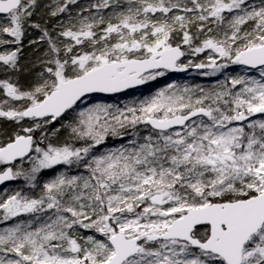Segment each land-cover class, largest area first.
<instances>
[{"label": "snow or ice", "instance_id": "6c2138e0", "mask_svg": "<svg viewBox=\"0 0 264 264\" xmlns=\"http://www.w3.org/2000/svg\"><path fill=\"white\" fill-rule=\"evenodd\" d=\"M0 73V264H264V0H0Z\"/></svg>", "mask_w": 264, "mask_h": 264}, {"label": "trees", "instance_id": "16d2710c", "mask_svg": "<svg viewBox=\"0 0 264 264\" xmlns=\"http://www.w3.org/2000/svg\"><path fill=\"white\" fill-rule=\"evenodd\" d=\"M41 2L42 3H48V2H51V0H41ZM84 2H85V0H81V3H84ZM33 19L39 21L40 18L37 16V17H34ZM31 34H32L33 37H35L37 35V33L35 31H32ZM31 54H32V49H30L28 47L27 39H26V41H25V49H24V56L26 58H28V57L31 56ZM196 70L197 69L190 68L189 72H186V74L183 75L182 77L179 76V77L173 78L171 80L167 79V80H164V81L159 82V83L148 85L147 88L144 91H142L140 93H137V94H134V95H131V96H127V97L122 98V99H125V102H127L129 99L138 98V97H141V95H149V94L153 93L154 91H156L158 88L165 86L166 82H176V83H180V84H188L190 86H194L196 84H200L202 86L207 87V86H210L215 81V79H217V77H216L214 79H203V80H200L197 77H195L196 76V74H195ZM0 78H3V74L2 73H0ZM122 99H119V100H122ZM117 100L116 99L115 100L114 99L113 100H93L91 102H93V103H113V102H115ZM0 125H5V122L0 120ZM54 126L58 127L59 124L55 123ZM119 143H120L119 141L109 140L108 144H107V147L117 146ZM100 150L103 151L104 148L102 147ZM20 187H22V182L21 181H16V184L13 185V186H10L7 190L11 191L13 189H18Z\"/></svg>", "mask_w": 264, "mask_h": 264}, {"label": "water", "instance_id": "95a60500", "mask_svg": "<svg viewBox=\"0 0 264 264\" xmlns=\"http://www.w3.org/2000/svg\"><path fill=\"white\" fill-rule=\"evenodd\" d=\"M238 67H240V66H238ZM196 72L200 73V70H196ZM184 74H185V72H177V73H170L169 75L171 76V78H176L178 76H183ZM146 88H147V85H143V86H140L138 89H130V90H128V92L130 94H135V93L144 91ZM94 96L99 97V99L107 100V99L125 96V94H123V93H119V94H94ZM15 184H16V181H8V182H5L4 184H0V191L4 190L10 186H13Z\"/></svg>", "mask_w": 264, "mask_h": 264}, {"label": "rangeland", "instance_id": "374dc122", "mask_svg": "<svg viewBox=\"0 0 264 264\" xmlns=\"http://www.w3.org/2000/svg\"><path fill=\"white\" fill-rule=\"evenodd\" d=\"M234 68H235V71H234L232 68H230V70H229V73H230V74H236L237 71H239V72H243V69L237 68V67H235V66H234ZM189 69H190V68H189ZM189 69H188L186 72H189ZM186 72H185V74H186ZM185 74H184V75H185ZM195 74H196L195 77H197V78L200 79V80H203V79H214V78H216V77H209V78L203 77L202 75H200L199 72H196ZM170 77H171V76H170ZM180 77H182V76H180ZM167 79H168L167 77H166V78H160V79H159V82H162V81L167 80ZM159 82L153 81V82H150L149 84H147V86H148V85H151V84L159 83ZM115 102H125V99L117 100V101H115ZM115 102H113V103H115ZM6 189H8V188H6ZM6 189H4V190H6ZM4 190H3V191H4ZM3 191H1L0 193H2Z\"/></svg>", "mask_w": 264, "mask_h": 264}, {"label": "bare ground", "instance_id": "6f19581e", "mask_svg": "<svg viewBox=\"0 0 264 264\" xmlns=\"http://www.w3.org/2000/svg\"><path fill=\"white\" fill-rule=\"evenodd\" d=\"M235 67H237V68H240V67H238V66H235ZM240 69H243V68H240ZM243 71H244V69H243ZM170 76V75H169ZM171 79H173V78H171ZM138 93H140V92H138ZM135 94H137V93H135ZM131 95H134V94H130V95H125V96H121V97H118V98H112V99H107V100H119V99H122V98H125V97H127V96H131ZM96 100H104V99H96Z\"/></svg>", "mask_w": 264, "mask_h": 264}]
</instances>
